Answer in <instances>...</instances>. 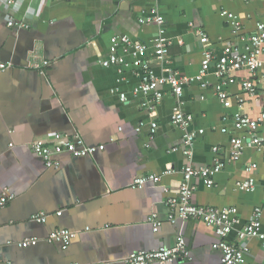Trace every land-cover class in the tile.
<instances>
[{"label":"crops","instance_id":"crops-1","mask_svg":"<svg viewBox=\"0 0 264 264\" xmlns=\"http://www.w3.org/2000/svg\"><path fill=\"white\" fill-rule=\"evenodd\" d=\"M17 6L0 0V198L4 188L15 195L0 204V264H126L131 252L171 247L179 236L185 238L190 258L169 264H222L213 248L214 229L199 219L170 221L166 200L177 194L187 164L212 166L219 157L224 166L215 174L214 185L193 178L192 201L236 206L241 221L228 239L237 242V230L256 207L264 206V157L250 142L249 132L234 126L232 116L241 97L244 112L260 116L264 90L253 97L235 83L228 87L227 100H220L214 64L207 87L198 81L186 85L184 109L194 115L192 129L205 130L196 136L189 159L183 132L171 122L176 105L171 86H163L160 101L134 95L141 82L134 56L126 57L130 64L121 72L101 60L114 35L150 42L157 26L142 24L139 18L155 6L173 41L169 67L178 75H196L203 57L197 30H204L211 46L220 50L234 40L221 11L238 15L241 33L249 36L258 21L264 22V0H51L42 8L34 0H19ZM8 15L28 27H9ZM151 63L161 74L160 66ZM237 76L257 81L247 69ZM122 93L128 96L125 102ZM152 122L158 124L153 138ZM77 132L104 149L93 157L61 154L58 169L48 168L32 149L37 139L52 141L56 134ZM258 134L264 142V123ZM235 137L246 141L238 160L231 159ZM152 173L160 179L133 187L138 176ZM250 177L255 189H239L237 182ZM40 213L47 215L45 222L32 219ZM154 213L161 221L158 231L149 222ZM262 221L264 226V213ZM56 228L77 233L67 248L45 241ZM26 237L40 240L19 246ZM247 241L251 251L242 264H264L259 241Z\"/></svg>","mask_w":264,"mask_h":264},{"label":"built area","instance_id":"built-area-1","mask_svg":"<svg viewBox=\"0 0 264 264\" xmlns=\"http://www.w3.org/2000/svg\"><path fill=\"white\" fill-rule=\"evenodd\" d=\"M7 6L18 8L19 0H2ZM39 4V8L51 0H34ZM66 2L70 0H64ZM222 17L231 27L234 40L228 42L220 50L211 46L210 38L202 29H198L200 43L202 46V61L198 73L193 76L178 75L170 67L169 49L172 45V39L167 35L165 19L160 14L157 7L150 9V14L142 16L139 21L146 25H156L157 29L150 38V42L146 39L134 40L128 35H114L111 37L108 55L102 58L103 66L116 65L119 71L124 66L130 64L127 56L132 54L134 60L132 63L140 68L141 82L134 88V95L153 96L155 101H160L165 93L163 86L168 84L172 88V94L176 98V105L171 114V122L179 127L183 132L184 151L191 159L194 140L199 133H203L204 128L192 129L194 115L186 112L184 109L185 100L183 99L184 87L195 81L200 82L202 87H207L209 82L206 80L211 65L214 64V74L217 81L214 84L216 96L226 101L229 96L228 87L235 83H240L250 96L256 97L260 90H264V22L256 23L255 31L251 35L241 33L242 23L238 15L223 9ZM7 25L11 28H24L28 24L18 20L14 15H8ZM160 66L162 72L158 74L152 65ZM48 64L47 61L43 65ZM5 65L2 64V67ZM42 66V65H41ZM40 66V67H41ZM247 69L257 76L255 80H244L237 76V72ZM121 80V79H120ZM205 99L204 96H201ZM121 100L127 101L126 93L121 94ZM244 98H239L237 110L233 113L232 119L234 126L238 130L248 131L250 134V142L254 144L264 157V142L258 131L264 123V111L257 118H252L243 110ZM151 107V106H150ZM158 124L151 123V137L155 136ZM221 130L226 132L227 127ZM246 145V141L242 137H235L232 140L231 159L238 160ZM34 153L40 157L48 168L58 169L61 165L59 156L67 153L74 157H93L98 150H103L104 145H93L87 143L79 132L68 134H56L52 141L37 139L32 144ZM178 147H173L176 151ZM215 151L219 149L214 148ZM224 163L219 157L215 158L212 166L201 168L194 167L191 163L183 168V178L180 188L175 195H170L166 204L169 207L168 219L172 222L187 219H199L207 226L214 229L217 240L213 243V248L220 252L222 264H242L245 256L251 251L247 240H257L264 248V226L263 213L264 206L256 207L251 216L237 230V242L228 239L229 234L236 229V225L241 219L238 216V208L236 206H203L197 205L192 201V196L196 190L193 184L194 177H201L208 185H214V176L222 170ZM254 166L249 167L251 170ZM166 173H169L167 171ZM160 176L155 173L149 175L138 176L133 187L141 188L149 181H158ZM238 188L247 192L255 189L256 182L253 177L237 182ZM14 194L10 193L7 188L3 189L0 198V204L4 206L7 201L13 199ZM58 215L61 214L59 211ZM32 219L38 222H45L47 215L45 213L34 214ZM149 222L153 225L154 231H158L161 221L157 214L154 213L149 217ZM77 235L76 232L67 228H56L52 230L46 237L45 241L60 242L64 248H67L72 239ZM38 237H26L18 242L21 247L36 245L39 242ZM243 240V242H242ZM190 258V250L183 236L177 238L174 246H160L152 250H138L131 252L125 259L126 264H169L176 260H186Z\"/></svg>","mask_w":264,"mask_h":264}]
</instances>
